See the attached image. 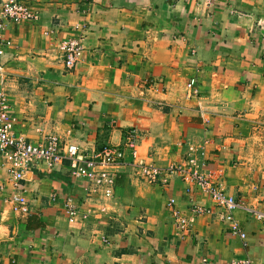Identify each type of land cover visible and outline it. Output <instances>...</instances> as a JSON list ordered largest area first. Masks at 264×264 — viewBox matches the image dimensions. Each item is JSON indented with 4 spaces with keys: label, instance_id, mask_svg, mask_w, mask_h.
Segmentation results:
<instances>
[{
    "label": "crops",
    "instance_id": "0c3cea01",
    "mask_svg": "<svg viewBox=\"0 0 264 264\" xmlns=\"http://www.w3.org/2000/svg\"><path fill=\"white\" fill-rule=\"evenodd\" d=\"M37 21L2 20L10 45L0 59L14 134L44 145L49 136L88 157L137 135V155L166 170L190 156L217 172L240 205L235 227L216 215H185L210 198L176 176L148 184L125 163L111 198L87 192L67 164L38 163L21 183L28 214L13 213L8 162L0 155V264H264V0H19ZM81 38L82 61L64 67L58 44ZM196 94L187 97V83ZM70 202L87 219L69 224ZM37 218L39 224L31 223ZM41 224V226H40Z\"/></svg>",
    "mask_w": 264,
    "mask_h": 264
},
{
    "label": "built area",
    "instance_id": "2783aa9c",
    "mask_svg": "<svg viewBox=\"0 0 264 264\" xmlns=\"http://www.w3.org/2000/svg\"><path fill=\"white\" fill-rule=\"evenodd\" d=\"M215 1L207 0L206 3L209 5ZM1 18L15 23L32 22L38 20V15L19 0H3ZM1 28L0 26V30ZM9 45L10 43L0 33V59L4 55L5 48ZM57 50L62 55L64 67L67 70H73L82 61L84 46L81 38L65 39L58 44ZM2 73L3 66L0 65V74L2 75ZM195 88L196 80L190 79L186 86L188 98L195 96ZM136 140L135 131H129L121 146H105L90 157L82 154L75 145L61 146L59 139L55 136H49L44 145L28 143L22 136L14 134V119L10 115L7 96L3 90H0V155L9 164L8 174L14 190L9 198V203L13 213L20 216L28 214L27 202L21 193V183L24 180L25 171L35 167L38 163L45 164L46 168L51 171L67 164L71 177L86 180L89 195L100 193L106 198H111L116 176L105 169L123 165L126 153L129 152L132 161L129 164L130 168L148 184L159 183L165 186L168 183L167 176L173 174L186 185L188 194L191 192V188L195 187L200 194L210 198L214 203L212 208L193 203L189 209V215H185L171 204V219L180 232L189 234L199 216L216 215L220 220L233 225L234 235L242 240L245 239V234L235 227L234 213L241 207L233 197L224 193L220 175L217 172L206 171L202 163L190 156H187L179 166L171 165L166 170L159 169L138 158ZM247 212L262 224L264 230V212L249 209ZM65 215L69 224L87 219V216L80 214V211L70 202L65 205ZM203 264H208V262L205 260ZM229 264H252V262L243 259L234 260Z\"/></svg>",
    "mask_w": 264,
    "mask_h": 264
},
{
    "label": "trees",
    "instance_id": "16d2710c",
    "mask_svg": "<svg viewBox=\"0 0 264 264\" xmlns=\"http://www.w3.org/2000/svg\"><path fill=\"white\" fill-rule=\"evenodd\" d=\"M30 222L31 223H35V224H39L38 219L37 218H34V217L30 218ZM40 226H41V224H40Z\"/></svg>",
    "mask_w": 264,
    "mask_h": 264
}]
</instances>
